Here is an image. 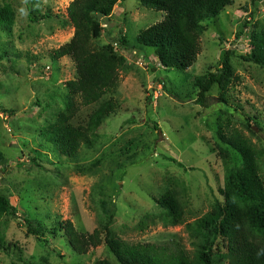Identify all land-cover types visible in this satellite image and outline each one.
<instances>
[{"label":"rangeland","instance_id":"rangeland-1","mask_svg":"<svg viewBox=\"0 0 264 264\" xmlns=\"http://www.w3.org/2000/svg\"><path fill=\"white\" fill-rule=\"evenodd\" d=\"M74 1L0 0V192L13 205L12 217L0 211V264H120L104 244L75 253L67 221L82 233L109 226L131 245H177L193 259L208 247L213 264H229L227 242L195 224L223 201L227 161L238 172L244 166L221 132L238 131L252 142L262 153L264 179V67L249 61L252 35L264 27V0H234L202 22L201 50L187 71L167 69L154 48L137 40L164 13L141 0H119L110 16H97L102 32L94 45L110 48L119 63L118 90L104 101L113 98L118 108L92 146L69 158L55 142V127L69 117L87 126L99 107H81L69 94L76 64L54 56L74 37ZM225 55L232 68L226 91L215 85L200 102L197 79L220 74ZM166 194L184 211L185 224L165 226L158 202Z\"/></svg>","mask_w":264,"mask_h":264},{"label":"trees","instance_id":"trees-1","mask_svg":"<svg viewBox=\"0 0 264 264\" xmlns=\"http://www.w3.org/2000/svg\"><path fill=\"white\" fill-rule=\"evenodd\" d=\"M262 1V0H253ZM119 0H75L69 7V18L75 33L72 41L55 53V59L70 57L76 64L77 77L67 83L72 97L80 101L81 107L99 104L87 126H74L70 117L55 127L53 135L63 155L75 157L82 146L91 147L95 135L107 117L116 113L118 103L113 98L104 101L108 94L118 90L119 63L110 53V48L98 49L94 44L101 37L102 25L97 16L108 17ZM234 0H141V6L165 14L164 20L142 30L139 44L152 47L161 63L169 70L187 71L196 62L201 47L199 33L205 20L217 17L230 7ZM8 10L5 12L8 14ZM0 13V19L2 18ZM5 17H3V20ZM125 45L126 41L121 40ZM253 51L249 61L264 67V27L252 35ZM220 74H209L210 78H198L201 100L217 85L226 91L232 75L230 57L225 55ZM225 106V97H221ZM221 104V105H222ZM76 111L74 105L72 112ZM222 141L241 154L244 166L235 171L227 161L225 187L221 191L223 201L217 200L214 210L196 222L202 230H212L216 237L227 242L229 264H264V179L261 175L262 153L252 142L234 131L220 133ZM5 160L0 151V164ZM158 204L166 211L165 226L177 227L186 223L183 210L173 195L166 194ZM0 211L12 217L10 198L0 192ZM93 233L79 232L73 223L65 224V235L73 251L86 255L90 249L106 245L120 264H213L211 248L202 247L196 259L177 245L127 244L112 235L111 229ZM106 233V235L104 234ZM95 264H112L99 260Z\"/></svg>","mask_w":264,"mask_h":264},{"label":"clouds","instance_id":"clouds-1","mask_svg":"<svg viewBox=\"0 0 264 264\" xmlns=\"http://www.w3.org/2000/svg\"><path fill=\"white\" fill-rule=\"evenodd\" d=\"M24 3H27V0H24ZM19 13H20L21 15H26V10H25L23 7H21V8L19 9Z\"/></svg>","mask_w":264,"mask_h":264}]
</instances>
